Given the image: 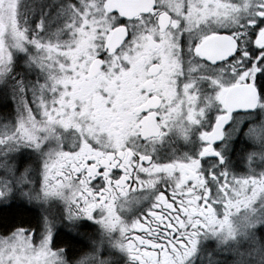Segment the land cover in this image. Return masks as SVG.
<instances>
[{"label": "snow or ice", "instance_id": "obj_1", "mask_svg": "<svg viewBox=\"0 0 264 264\" xmlns=\"http://www.w3.org/2000/svg\"><path fill=\"white\" fill-rule=\"evenodd\" d=\"M0 107V264H264V0H0Z\"/></svg>", "mask_w": 264, "mask_h": 264}, {"label": "trees", "instance_id": "obj_2", "mask_svg": "<svg viewBox=\"0 0 264 264\" xmlns=\"http://www.w3.org/2000/svg\"><path fill=\"white\" fill-rule=\"evenodd\" d=\"M31 215H32L31 213H26V214H25V219H29V218H31Z\"/></svg>", "mask_w": 264, "mask_h": 264}, {"label": "flooded vegetation", "instance_id": "obj_3", "mask_svg": "<svg viewBox=\"0 0 264 264\" xmlns=\"http://www.w3.org/2000/svg\"><path fill=\"white\" fill-rule=\"evenodd\" d=\"M0 110H5V109H3L2 107H0Z\"/></svg>", "mask_w": 264, "mask_h": 264}]
</instances>
